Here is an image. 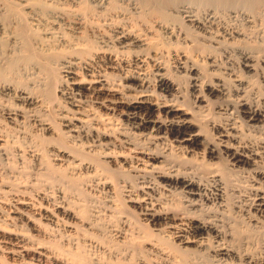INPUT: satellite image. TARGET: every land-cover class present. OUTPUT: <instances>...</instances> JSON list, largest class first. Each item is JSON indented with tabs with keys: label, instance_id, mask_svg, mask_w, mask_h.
Returning <instances> with one entry per match:
<instances>
[{
	"label": "bare ground",
	"instance_id": "6f19581e",
	"mask_svg": "<svg viewBox=\"0 0 264 264\" xmlns=\"http://www.w3.org/2000/svg\"><path fill=\"white\" fill-rule=\"evenodd\" d=\"M0 264H264V0H0Z\"/></svg>",
	"mask_w": 264,
	"mask_h": 264
},
{
	"label": "rangeland",
	"instance_id": "374dc122",
	"mask_svg": "<svg viewBox=\"0 0 264 264\" xmlns=\"http://www.w3.org/2000/svg\"><path fill=\"white\" fill-rule=\"evenodd\" d=\"M238 55H240V54L235 55V56L233 57V59H232V62H233V64H234V66H238V64L241 65L240 63H241V61H242V57H241V56H238ZM234 59H235V60H234ZM236 59H237V60H236ZM170 61H172V60H170ZM206 61H207V60H206ZM238 61H239V62H238ZM170 63H171V62H170ZM204 64H205V62H204ZM207 64H208V62H206L205 65H207ZM233 64H232V65H233ZM260 64H261V66H262V62H261ZM228 65H230V64L228 63ZM155 68H156V67H154V68L152 67V68H151V71H153ZM151 71H150V72H151ZM151 73H152V72H151ZM67 108H68V106H67ZM67 110H68V109H67ZM61 112L65 113V112H66V107H65V109L62 108V109H60V110H57V109H56V112H54V113H56V115L53 113V114H54L53 117H54L55 120L57 119V121H60V122L62 121V122H61L62 125L60 126V127L62 128V126H63V120H62V117H61L60 115L58 116V113L60 114ZM208 129H210V128L208 127ZM32 130H34V132H37L38 134H39V132L41 133L40 126H38L37 124H35V125L32 126ZM38 130H39V131H38ZM211 132H212V131H211ZM41 134H42V133H41ZM205 135H207L206 132H205ZM43 137H45V136H43ZM40 138H42V137L40 136L39 139H40ZM203 147H204V146L199 145V146H197V151H196V152H192L191 154H188V155L185 154V156H184V154H182V153H181L182 155L179 154V155H180V156H179L180 159L183 158V160H184V159L187 157V158L185 159V160L187 161V163L185 162V160L183 161V162L186 163L184 166H182V165L184 164L183 162H181V163H183V164H180V163H179V165H178L179 167L182 166V167H181V170H184L185 168H187V169L189 168L188 170H187V169H185V170H186V171H191L192 169H193V170L196 169L195 171H202V170H203L202 167L205 166L204 164H206L205 161H207V160H209L208 162H211V163L216 162V164L220 162V163H219L220 167L223 166V165H222L223 163H221V161H220L219 158H218V159H217V158H210V159H209V157H208L207 159L205 158V161L203 160V161H204V164L200 162V165H199V167H198V161H200V159H201V161H202V159H204V158H199V157H202V154H201V153H202V150H203L202 148H203ZM114 149H115L116 151H119L120 148H114ZM194 153H195L196 155H195ZM199 153H200V154H199ZM192 154H193V156H192ZM176 155L178 156V152H176L175 157H176ZM196 156H197V157H196ZM189 158H190V160H189ZM191 158L193 159V161H191ZM194 158H195V159H194ZM172 159H173V158H172ZM175 159H176V158H175ZM196 159H197V161H196ZM176 160H177V159H176ZM188 160L191 161L190 163H191L192 166H194V167H192V166L190 165V163L188 164V162H189ZM194 160H195V161H194ZM194 162H195V163H194ZM193 163H194V164H193ZM196 163H197V164H196ZM201 164H202V165H201ZM195 165H196L198 168H196ZM203 165H204V166H203ZM200 167H201L202 170L200 169ZM190 168H191V169H190ZM198 169H200V170H198ZM185 170H184V171H185ZM85 187H87V190H86V192H88V193H86V194H88L87 196H91L92 194L95 195V194L97 193L95 190L92 191V188H93V187H90V188H89L88 186H85ZM94 191H95V194H94ZM89 192L92 193V194H89ZM93 195H92V196H93ZM103 195H104V194H103ZM123 197H125V196H123ZM99 198H100V197H99ZM96 199H97V198H96ZM124 204L127 205V207H130V205H131L132 203L126 201V203H124ZM124 204H123V206H125ZM237 214H238V215L240 214V216H242V214H243L244 219L247 218V215H248L246 212H243V213H242V212H241V213H240V212L235 213V215H237ZM244 215H246V217H245ZM139 218H140V216H139Z\"/></svg>",
	"mask_w": 264,
	"mask_h": 264
}]
</instances>
